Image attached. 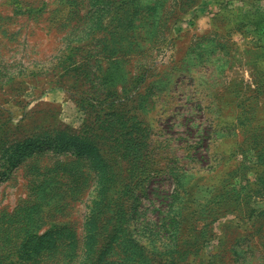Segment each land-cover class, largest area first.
<instances>
[{"label": "rangeland", "instance_id": "obj_1", "mask_svg": "<svg viewBox=\"0 0 264 264\" xmlns=\"http://www.w3.org/2000/svg\"><path fill=\"white\" fill-rule=\"evenodd\" d=\"M0 264H264V0H0Z\"/></svg>", "mask_w": 264, "mask_h": 264}, {"label": "trees", "instance_id": "obj_2", "mask_svg": "<svg viewBox=\"0 0 264 264\" xmlns=\"http://www.w3.org/2000/svg\"><path fill=\"white\" fill-rule=\"evenodd\" d=\"M10 168H12L11 161H9V164L7 165V171ZM178 194H179V189L176 186H174L173 189L170 191V193L168 195V198L171 199L170 204H171V202H173L174 199L178 198Z\"/></svg>", "mask_w": 264, "mask_h": 264}]
</instances>
